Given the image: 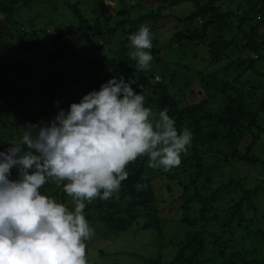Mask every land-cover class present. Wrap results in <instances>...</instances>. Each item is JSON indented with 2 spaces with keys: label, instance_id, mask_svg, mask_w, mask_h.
I'll return each mask as SVG.
<instances>
[{
  "label": "trees",
  "instance_id": "trees-1",
  "mask_svg": "<svg viewBox=\"0 0 264 264\" xmlns=\"http://www.w3.org/2000/svg\"><path fill=\"white\" fill-rule=\"evenodd\" d=\"M63 1L77 30L36 10L63 8L58 0H0V151L19 143L29 123L46 126L61 109L69 110L113 77L135 80L132 87L143 91L145 107L157 117L166 109L178 131H191V146L182 154L181 165L168 172L148 167L147 156L129 164L119 193L87 203L86 219L98 217L107 234L136 226L157 231L163 240L157 193L158 181L164 180L170 195L179 194L175 216L183 208L187 212L189 204L202 208L199 218L186 212L176 218L188 230L168 244L175 250L170 262L159 258L148 264H264L254 241L253 248L242 247L254 236L264 245L254 217L246 218L264 187L245 190L230 178L212 190L222 168L238 173L239 163L264 167V159L254 154L264 137V0H113L115 12L106 21L87 17L85 7L92 0ZM167 8L171 13L163 15ZM164 19L175 21V33L161 41L156 27L148 25L153 59L148 70L138 71L129 56V36L148 22ZM73 37L90 45L80 51ZM99 40L105 42L100 45ZM199 47L208 50L207 60L196 52ZM106 48L107 58L100 52ZM188 55L192 62L183 63ZM199 59L207 63L204 69L195 68ZM18 178L14 167L10 179ZM137 184L147 187L138 191ZM49 186L46 183L41 194L66 204L70 197L63 184ZM232 190L239 191V201L220 206L219 200ZM253 223L256 228L250 230ZM197 226L201 229L194 230ZM240 229L244 233L234 238Z\"/></svg>",
  "mask_w": 264,
  "mask_h": 264
},
{
  "label": "clouds",
  "instance_id": "clouds-1",
  "mask_svg": "<svg viewBox=\"0 0 264 264\" xmlns=\"http://www.w3.org/2000/svg\"><path fill=\"white\" fill-rule=\"evenodd\" d=\"M129 40L130 59L138 71L148 70L149 26ZM134 83L113 77L46 126L29 123L19 143L0 151V264H89L86 242L95 232L84 215L86 202L118 194L128 165L142 156L148 167L165 172L181 165L191 131H178L166 109L157 117L145 107ZM14 167L15 180L10 179ZM48 182L63 184L74 211L41 194ZM146 187L136 185L138 191Z\"/></svg>",
  "mask_w": 264,
  "mask_h": 264
},
{
  "label": "rangeland",
  "instance_id": "rangeland-1",
  "mask_svg": "<svg viewBox=\"0 0 264 264\" xmlns=\"http://www.w3.org/2000/svg\"><path fill=\"white\" fill-rule=\"evenodd\" d=\"M63 0H58V3L61 7H63ZM115 2L113 0H104L103 2H100V0H92L88 3V5L85 7L87 17L91 19L100 18L102 20H107L113 12H115ZM36 10L41 14L43 17H47L50 14H53L56 18L60 19L65 27L75 29L77 30V24L76 20L73 19L71 16V13L65 12L67 11V8H52V7H36ZM169 12L171 13V10L164 9L162 14L168 15ZM44 21L40 23L41 25H46L44 22L46 21L45 18H42ZM175 21L172 19H164L160 21H151L147 23V26H155L156 31L161 36V41L165 39L171 38V36L175 33V30H173ZM199 24L200 21H199ZM73 43L74 45H78V48H80V51L85 50L90 45L88 41L83 40L80 42L82 38L76 39L73 37ZM80 40V41H78ZM80 42V43H79ZM100 45H102L105 40H99L97 41ZM114 45L113 41L111 43ZM109 48V45H108ZM101 53L104 54V57H110L109 50L102 49L100 50ZM196 52L200 53L201 57H205V60H207L208 57V50L203 47H199L196 49ZM169 59L175 58L173 55H169ZM192 56L188 55L186 59H184L183 63H191ZM199 62V63H198ZM196 64V69H204V67L207 65L206 62L201 63L200 59ZM263 83V82H262ZM220 103V102H219ZM261 122L264 125V115L261 117ZM257 154L262 160L264 159V137H262V140L259 142L257 147L254 150V154ZM239 163V162H238ZM240 165H237V167L242 168L238 171V173H234L232 169L229 168H222L221 169V176L218 179H215V186L212 190L219 188V185L223 183L222 185H225L228 183V180L230 178H235L236 182H241L243 185V188L246 189H253L257 186L264 187V167L263 166H251L247 164L239 163ZM236 166V165H235ZM247 174V175H245ZM167 181H158V207L161 210V215L164 218V221L162 219V228H163V235L164 239L160 240L159 235L157 231L153 229L149 230H140L139 227H133L131 230L123 233H106V230L104 226L101 224V221L98 217H93V219L88 220L90 226L94 229L95 235L90 240L87 241L88 247V260L92 262L93 264H148L147 262L149 260H155L161 258L164 262H170L171 255L174 254L175 250L172 245H169L171 241H179L182 239V235L184 234V231L188 230L185 226L182 227V225L177 222V219L182 217V215L186 212V208H183L179 210V214L175 216V213L177 211L175 210L177 206L175 205L176 200L179 198V194H175L174 196L170 195L167 190ZM56 185L53 182H50V186ZM49 186V187H50ZM49 187L46 188L49 190ZM206 189H202V192H205ZM204 195H207L204 194ZM240 193L239 191H230L227 194H225L224 197H222L220 201V206H223L224 203L227 204L228 202H232V200L239 201L240 199ZM55 198V197H52ZM56 199V198H55ZM255 206L253 208V211L248 210L247 219L251 220L254 217V223L257 225L264 234V189L255 197ZM57 202H60L58 199H56ZM67 205L74 206V202L72 201V198L67 199ZM87 204V202H86ZM201 205V204H200ZM195 205V204H189L188 210L186 212L185 216H188L190 218H199L200 209L202 208V205ZM177 218V219H176ZM166 220V222H165ZM249 223V221H247ZM247 223V225H248ZM254 223L252 225H249L250 230L256 228L254 226ZM201 227L197 226L194 228V230H200ZM206 229H210V227H206ZM238 232V233H237ZM235 233V237H238L244 233L243 229L238 230ZM240 234V235H239ZM261 239H259L260 241ZM254 241V245L256 246V253H259L260 255H264L261 250H264V245L262 243L256 241V237L254 236L253 240H247L246 244H242L243 246H248V248L251 247V243ZM259 248V249H258ZM258 249V250H257ZM258 254V255H259Z\"/></svg>",
  "mask_w": 264,
  "mask_h": 264
}]
</instances>
